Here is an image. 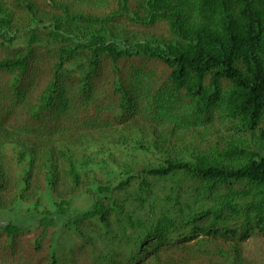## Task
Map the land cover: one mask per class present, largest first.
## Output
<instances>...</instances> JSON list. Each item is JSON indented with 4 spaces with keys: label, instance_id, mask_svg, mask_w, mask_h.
Wrapping results in <instances>:
<instances>
[{
    "label": "trees",
    "instance_id": "1",
    "mask_svg": "<svg viewBox=\"0 0 264 264\" xmlns=\"http://www.w3.org/2000/svg\"><path fill=\"white\" fill-rule=\"evenodd\" d=\"M0 212L26 264H255L264 0H0Z\"/></svg>",
    "mask_w": 264,
    "mask_h": 264
},
{
    "label": "rangeland",
    "instance_id": "2",
    "mask_svg": "<svg viewBox=\"0 0 264 264\" xmlns=\"http://www.w3.org/2000/svg\"><path fill=\"white\" fill-rule=\"evenodd\" d=\"M88 202V201H87ZM80 201H77L75 205L79 207ZM27 210V205L21 206V210ZM6 215L5 213L0 212V228L3 225V220ZM28 218H33L32 215H29ZM28 240L33 239V235L29 234L26 236ZM25 239V238H24ZM23 240V238H22ZM48 240V238L46 239ZM68 241V242H67ZM24 242V241H23ZM76 240L74 239H66L63 240L61 239V246L59 247V250L61 252V255L66 258L67 255L70 254V249L71 247L69 246L70 244L72 245ZM48 244L49 242H44L43 244V254L46 253L48 249ZM242 245V254L244 257H248L249 259L253 260L255 264H264V238L261 237H251L249 240H247L245 243L241 244ZM20 244L17 245V242L14 246V249L17 252H12V248L10 246V240H8L1 232L0 230V264H26L25 261H28L24 256L22 255L20 250ZM19 252V253H18ZM33 261V260H31ZM82 264V262H81Z\"/></svg>",
    "mask_w": 264,
    "mask_h": 264
}]
</instances>
